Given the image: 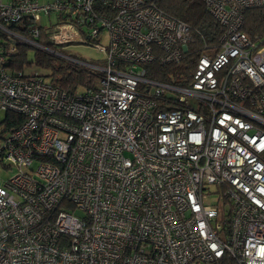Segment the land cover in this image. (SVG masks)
I'll return each instance as SVG.
<instances>
[{
    "label": "built area",
    "instance_id": "2783aa9c",
    "mask_svg": "<svg viewBox=\"0 0 264 264\" xmlns=\"http://www.w3.org/2000/svg\"><path fill=\"white\" fill-rule=\"evenodd\" d=\"M0 0L5 24L62 14L85 25L106 64L68 93L14 71L0 48V264H264V36L244 30L264 0H202L223 27L180 82L147 67L180 65L191 26L157 0ZM100 1V2H101ZM42 23V22H41ZM55 43L82 40L55 25ZM60 31V32H58ZM37 33V30H35ZM7 112L24 120L5 132Z\"/></svg>",
    "mask_w": 264,
    "mask_h": 264
},
{
    "label": "trees",
    "instance_id": "16d2710c",
    "mask_svg": "<svg viewBox=\"0 0 264 264\" xmlns=\"http://www.w3.org/2000/svg\"><path fill=\"white\" fill-rule=\"evenodd\" d=\"M98 0L96 10L102 15H111L116 10L102 4ZM157 7L170 17H175L187 22L191 28V37L189 39L188 52L180 65H160L153 62L147 67L150 70L149 76L166 82H180L183 74H188L195 68L199 57L206 52L209 47L217 46L223 34V27L210 14L208 8L202 0H157ZM58 20L69 19L73 27L78 30L80 27L84 30L85 25L74 24L73 21L62 14H54ZM51 15H49V18ZM37 23L30 17H23L19 22L5 24L7 28L23 36L28 42H21L17 39L8 38L7 35L0 30V48L8 47L14 43L16 51L9 59L13 70L29 71L30 68L36 66L47 71L39 73L48 78L52 84L60 87L68 93H74L79 87H94L99 81L102 72L95 69L84 67L77 63L71 62L62 56L58 49V44L53 39L56 32L55 23ZM37 30V33L35 32ZM243 30L250 36H264V7L251 8L245 13V24ZM79 31V30H78ZM96 42V39L95 41ZM89 43H91L89 41ZM63 44V43H62ZM33 56L30 57V53ZM67 56V55H66ZM72 57V56H71ZM105 57L103 62L97 65H105ZM24 118L16 113L7 112L3 127L6 131H11L18 127ZM219 264H237L233 259L225 256Z\"/></svg>",
    "mask_w": 264,
    "mask_h": 264
},
{
    "label": "rangeland",
    "instance_id": "374dc122",
    "mask_svg": "<svg viewBox=\"0 0 264 264\" xmlns=\"http://www.w3.org/2000/svg\"><path fill=\"white\" fill-rule=\"evenodd\" d=\"M57 16L54 14H51V17L49 16H43L41 22L42 23H51L50 21L55 22L57 21ZM71 23L69 19L64 20H58L55 25H61ZM55 29V28H54ZM78 32L82 35V40H70L63 44H58V49L60 50L62 56H72L74 58L80 59L86 63L90 64H100V62H103L104 59V53L98 48V44L100 43L104 46H107L109 44V31L108 29H104L101 32L100 40L96 39V42L89 43L87 42V34L89 30L87 28H84L82 30L80 27H78ZM60 32V31H58ZM56 33V32H55ZM57 44V43H56ZM33 56V52L30 53V57ZM29 71H38L39 73H46L44 69H41L39 67H32L29 69ZM13 175V170L8 169L4 166L2 162H0V186L4 185L6 180Z\"/></svg>",
    "mask_w": 264,
    "mask_h": 264
}]
</instances>
